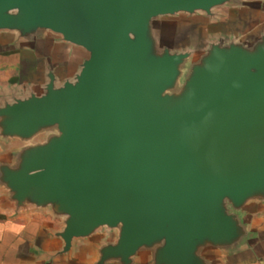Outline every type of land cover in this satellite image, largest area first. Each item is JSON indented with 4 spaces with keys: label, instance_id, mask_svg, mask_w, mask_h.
Wrapping results in <instances>:
<instances>
[{
    "label": "water",
    "instance_id": "water-1",
    "mask_svg": "<svg viewBox=\"0 0 264 264\" xmlns=\"http://www.w3.org/2000/svg\"><path fill=\"white\" fill-rule=\"evenodd\" d=\"M240 0H0V31L85 56L0 98V189L61 216L62 252L101 228L95 264H213L264 204V32L183 48L164 19Z\"/></svg>",
    "mask_w": 264,
    "mask_h": 264
},
{
    "label": "crops",
    "instance_id": "crops-1",
    "mask_svg": "<svg viewBox=\"0 0 264 264\" xmlns=\"http://www.w3.org/2000/svg\"><path fill=\"white\" fill-rule=\"evenodd\" d=\"M222 7L228 13L214 8L215 14L207 19H219L214 24L226 26L210 29L207 37L233 35L249 39L264 32V0H240L237 5ZM58 43L70 45L51 33L26 42L13 32L0 31V98L37 89L45 81L47 58L56 63L58 77L73 73L78 57L70 59L72 69L63 71L64 61L54 54ZM0 146L4 144L0 142ZM7 150L1 149L0 155ZM243 216L248 220L250 236L233 251L211 254L213 264H264V204L249 201ZM63 226L62 217L48 208H15L0 189V264H95L99 243L116 234L115 229L101 228L87 238L73 240L70 250L62 252L63 240L58 232ZM135 264L147 262L141 257Z\"/></svg>",
    "mask_w": 264,
    "mask_h": 264
},
{
    "label": "rangeland",
    "instance_id": "rangeland-1",
    "mask_svg": "<svg viewBox=\"0 0 264 264\" xmlns=\"http://www.w3.org/2000/svg\"><path fill=\"white\" fill-rule=\"evenodd\" d=\"M219 12L228 13V9L225 7H216ZM202 12H197L193 15H187L186 13H178L174 16L167 17L164 19L165 29L172 33V35L178 36V43L183 48H194L199 49L202 47L207 39V33L210 29L220 28V23L213 21H219V19H207ZM54 54L56 58L64 61L63 71L72 69L70 59L72 57L85 56L83 50L72 45L56 44L54 47ZM4 144L3 148L6 149Z\"/></svg>",
    "mask_w": 264,
    "mask_h": 264
}]
</instances>
